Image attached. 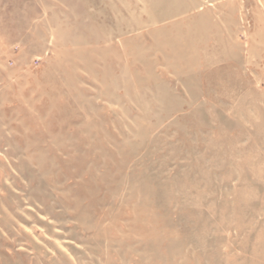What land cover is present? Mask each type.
<instances>
[{
  "label": "rangeland",
  "instance_id": "rangeland-1",
  "mask_svg": "<svg viewBox=\"0 0 264 264\" xmlns=\"http://www.w3.org/2000/svg\"><path fill=\"white\" fill-rule=\"evenodd\" d=\"M0 264H264V0H0Z\"/></svg>",
  "mask_w": 264,
  "mask_h": 264
}]
</instances>
